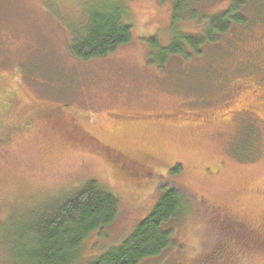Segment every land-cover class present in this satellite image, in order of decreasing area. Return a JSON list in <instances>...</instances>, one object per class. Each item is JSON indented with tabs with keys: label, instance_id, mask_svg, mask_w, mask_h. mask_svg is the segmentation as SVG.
<instances>
[{
	"label": "rangeland",
	"instance_id": "374dc122",
	"mask_svg": "<svg viewBox=\"0 0 264 264\" xmlns=\"http://www.w3.org/2000/svg\"><path fill=\"white\" fill-rule=\"evenodd\" d=\"M163 1L166 12L150 0L129 1L130 41L105 57L82 60L68 50L66 22L79 18L85 1L0 0V193L39 208L84 179L100 182L120 207L101 236L95 233L87 242V250L96 243L86 253L94 258L117 245L148 213L159 195L156 186L177 182L195 204L175 222L174 243L142 264H264V139L256 121L235 113L229 116L232 129L206 128L204 139L198 140L189 139L193 128L170 127L168 119L116 116L210 108L208 95L219 84L225 63L222 57L212 62L209 55L225 51L230 43L240 48L251 32L246 25L264 23V0H246L240 7L237 14L244 22L236 25V32L243 33L206 45L198 56L188 47L186 54L160 61L155 48L167 45L176 29L188 26L192 34H203L208 17L228 0H176L181 16L176 21L171 18L173 1ZM26 101L66 106L79 131H89L105 144L123 149L161 146L167 163L157 166L139 190L115 176L112 164L88 149L89 143H73L76 137L65 132L67 126L57 116L39 119L36 114L33 119L31 110L23 109ZM114 125L121 127L116 138L109 133ZM113 158L130 171L136 166L128 156ZM38 200L42 202L33 205ZM19 211L6 210L2 216L14 215V222ZM234 223L246 226V234L224 240L228 237L220 234L222 228L229 225L233 238Z\"/></svg>",
	"mask_w": 264,
	"mask_h": 264
},
{
	"label": "trees",
	"instance_id": "16d2710c",
	"mask_svg": "<svg viewBox=\"0 0 264 264\" xmlns=\"http://www.w3.org/2000/svg\"><path fill=\"white\" fill-rule=\"evenodd\" d=\"M83 1L85 4L78 11L79 18L66 22L68 50L71 55L82 60L102 58L130 41L132 26L128 20L127 3L134 0ZM150 1L155 3L160 12H166L163 0ZM172 1L174 6L171 18L173 16L172 20H180V11L176 7V4L179 7L180 4L176 0ZM245 3L246 0H228L222 10L208 17V30L203 34H192L193 29L188 26L176 29L178 33L173 34L167 45L155 48L159 60H168V57L173 55H184L188 47L193 55L198 56L201 54V48L206 45L213 46L222 37L229 41L236 34L243 33V30L236 32V25L244 22V18L237 12ZM246 26L250 27L251 32L240 48H233L230 43L225 47V51L209 55L212 62L222 57L225 63L219 84L208 95L210 100L207 106L210 108H173L158 113L119 112L116 116L128 120L168 119L171 121L170 127L193 128V132L188 133L189 139L202 140L205 137L202 133L206 128L216 131L222 128L221 125H226L232 129L230 127L233 124L229 116L242 113L243 116H248V119L250 116L251 121H256L262 130L260 138L264 139V23L258 21ZM151 43L153 45L156 42L152 40ZM24 106V111L31 110L33 119L36 114L39 119L57 116V119L67 126L65 132L76 137L72 140L73 143H89L88 149L112 164L115 176L124 182L136 184L135 187L138 186L136 188L139 190L146 187L150 177L148 175L157 172V166L167 163L161 146H156V149L153 146L123 149L101 142L89 131H79L71 110L64 105L54 108L34 101L28 104L26 101ZM120 130V126L114 125L109 129V133L112 137H117V131ZM113 155L117 158L128 156L138 163L136 162L134 170L130 171L126 166H120ZM121 168L131 174L123 175ZM159 178L166 180L162 176ZM155 189V194H159L157 200L133 230L117 245L94 258L86 253L93 251L96 243L87 250V242H90L95 233L97 237L101 236L104 229L116 220L120 207L118 198L100 182L84 179L65 195L51 198V203H41L39 208L26 207L30 204H22L0 193V264H142L148 259L158 257L174 243L175 222L187 217L190 214L187 206L195 203L188 201L187 188L177 182L165 181ZM128 192L132 196L129 189ZM40 202L42 201L38 200L33 205ZM25 209L30 211H21ZM6 210H20L19 220L11 222L14 215L13 218H4L2 214ZM234 226L237 233L233 238L229 237L232 232L229 230L230 226L226 225L220 234L228 238L217 240L222 239L220 242H223V239H242L246 234V226L237 223H234Z\"/></svg>",
	"mask_w": 264,
	"mask_h": 264
}]
</instances>
